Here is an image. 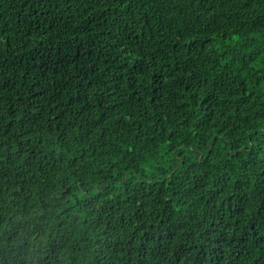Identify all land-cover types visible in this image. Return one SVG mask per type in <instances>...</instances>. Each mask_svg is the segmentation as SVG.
Here are the masks:
<instances>
[{"label":"trees","instance_id":"1","mask_svg":"<svg viewBox=\"0 0 264 264\" xmlns=\"http://www.w3.org/2000/svg\"><path fill=\"white\" fill-rule=\"evenodd\" d=\"M0 264H264V0H0Z\"/></svg>","mask_w":264,"mask_h":264}]
</instances>
